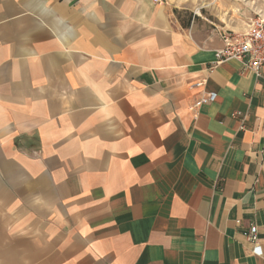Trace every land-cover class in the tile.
Masks as SVG:
<instances>
[{"label": "crops", "instance_id": "crops-1", "mask_svg": "<svg viewBox=\"0 0 264 264\" xmlns=\"http://www.w3.org/2000/svg\"><path fill=\"white\" fill-rule=\"evenodd\" d=\"M221 46L161 0H0V264H264V67Z\"/></svg>", "mask_w": 264, "mask_h": 264}, {"label": "rangeland", "instance_id": "rangeland-1", "mask_svg": "<svg viewBox=\"0 0 264 264\" xmlns=\"http://www.w3.org/2000/svg\"><path fill=\"white\" fill-rule=\"evenodd\" d=\"M170 14L195 41L211 46L221 43L220 33L239 31L257 13L264 0H161Z\"/></svg>", "mask_w": 264, "mask_h": 264}, {"label": "built area", "instance_id": "built-area-1", "mask_svg": "<svg viewBox=\"0 0 264 264\" xmlns=\"http://www.w3.org/2000/svg\"><path fill=\"white\" fill-rule=\"evenodd\" d=\"M157 2V1H154ZM222 46L215 50L216 64L236 60L244 70L259 75L264 67V13H257L247 23V28L242 33H236L230 30L220 33ZM197 86H199L197 84ZM214 92L201 93L198 99L191 107L193 117L196 118L200 108L204 105L214 103L216 100ZM240 116L239 113L233 114V117ZM245 235L248 241L254 246V253L260 255V249L257 239V228L251 226Z\"/></svg>", "mask_w": 264, "mask_h": 264}]
</instances>
